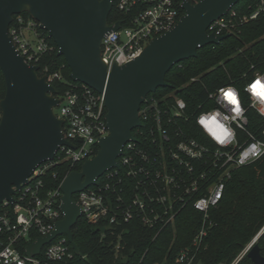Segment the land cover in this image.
Masks as SVG:
<instances>
[{
  "label": "built area",
  "instance_id": "2783aa9c",
  "mask_svg": "<svg viewBox=\"0 0 264 264\" xmlns=\"http://www.w3.org/2000/svg\"><path fill=\"white\" fill-rule=\"evenodd\" d=\"M185 1L195 4L200 0H114L110 24L119 22L120 27L108 32L101 45V58L108 71L134 60L153 38L171 30L185 14ZM235 6L210 24L209 34L216 37L233 34L245 24L264 17V0H256L244 12ZM39 26L32 17L19 14L9 30L18 52L31 65H38L41 54L53 49ZM45 72L42 75L51 84L61 77L59 73ZM259 76H264V56L256 55L241 73L239 85L234 80L235 83L209 90L203 102L190 104L175 93L162 100L146 98L139 111L142 124L124 145L119 166L74 194L81 207L80 219L107 228L108 232L102 231V239L116 236L118 248L120 226L139 220L154 231L155 239L175 228L179 214L190 208L200 215L201 227L193 236L191 247L179 251L171 264H195L198 249L213 226L210 212L223 200L227 181L236 169L264 157V115L249 106L251 100L245 91V86ZM200 81L194 76L187 85ZM229 87L238 90L244 114L230 125L234 135L224 142H214L196 120L201 113L219 109L216 94ZM56 96L60 99L56 107L60 114L55 113L64 120L63 136L72 146H61L53 160L43 162L29 183L16 189L13 202L0 203V264H53L76 255L65 234L45 244L39 254L26 253L28 245L50 235L64 217L61 209L64 181L57 188L46 190L43 176L61 162L72 167L83 165L99 151V139L109 134L104 94L80 82ZM256 151H261V155L257 157ZM261 232L264 229L245 254ZM34 236L37 237L32 239ZM241 259L238 257L230 264H238Z\"/></svg>",
  "mask_w": 264,
  "mask_h": 264
},
{
  "label": "water",
  "instance_id": "95a60500",
  "mask_svg": "<svg viewBox=\"0 0 264 264\" xmlns=\"http://www.w3.org/2000/svg\"><path fill=\"white\" fill-rule=\"evenodd\" d=\"M239 1H185V14L171 30L153 38L134 60L108 71L101 45L108 32L120 27L109 20L114 0H0V69L6 84L0 99V203L13 202L16 189L28 184L43 162L53 160L61 146H72L63 136L64 120L54 111L60 102L55 87L39 74L40 66L25 60L9 35L15 15L27 12L40 23L68 62L71 79L104 94L107 108L109 134L99 139L98 153L65 178L61 186L64 217L50 235L26 247L28 255L39 254L45 244L63 234L80 253L72 231L81 217L74 194L119 166L124 145L142 124L139 111L148 95L169 85L166 76L175 64L196 57L200 47L228 37L209 34L208 28ZM247 256L252 264H264L256 242Z\"/></svg>",
  "mask_w": 264,
  "mask_h": 264
},
{
  "label": "trees",
  "instance_id": "16d2710c",
  "mask_svg": "<svg viewBox=\"0 0 264 264\" xmlns=\"http://www.w3.org/2000/svg\"><path fill=\"white\" fill-rule=\"evenodd\" d=\"M255 1L240 0L235 7L244 12ZM113 14L114 11L110 22ZM22 15L31 18L27 12ZM38 29L53 47L41 54L39 74L42 75L45 68L48 75L59 73L61 77L55 78L52 85L56 95L61 96L80 82L71 79L68 62L58 54V46L48 32L40 26ZM256 55L264 56V17L245 24L239 32L229 34L219 44L204 46L196 57L175 64L166 76L169 85L150 93L147 98L162 100L175 93L190 104L203 102L209 90L235 83L234 80L239 85L241 73L249 68ZM194 76L201 81L187 85ZM5 92L6 84L0 69V99ZM81 167L82 164L72 167L68 162L51 167L43 176L44 188H57L71 171H79ZM210 218L213 226L198 249L195 264H230L264 225V157L233 172L227 181L225 196L219 206L211 210ZM200 219L196 211L185 209L179 214L176 227L162 232L155 239L153 230L135 220L118 228L121 244L116 248V236L107 235L102 239V231L108 232L107 228L81 218L72 229L80 253L68 261L53 264H171L179 251L191 247L192 238L201 227ZM258 244L264 255V232ZM238 264H252V261L245 255Z\"/></svg>",
  "mask_w": 264,
  "mask_h": 264
},
{
  "label": "clouds",
  "instance_id": "9594fccd",
  "mask_svg": "<svg viewBox=\"0 0 264 264\" xmlns=\"http://www.w3.org/2000/svg\"><path fill=\"white\" fill-rule=\"evenodd\" d=\"M245 91L251 100L249 106L256 108L260 115H264V76H259L247 84ZM215 99L220 106L219 109L201 113L196 123L214 142H224L234 135L230 125L242 119L244 109L241 106L240 94L235 88L218 90ZM180 107L184 105L181 104ZM255 155L258 157L261 151H256Z\"/></svg>",
  "mask_w": 264,
  "mask_h": 264
},
{
  "label": "rangeland",
  "instance_id": "374dc122",
  "mask_svg": "<svg viewBox=\"0 0 264 264\" xmlns=\"http://www.w3.org/2000/svg\"><path fill=\"white\" fill-rule=\"evenodd\" d=\"M55 112L57 113V114H60V111H59V109L58 108H55ZM264 229V225L262 226V228L257 232V233H255L247 242H246V244L244 245V247L241 249V251L239 252V254H238V256L236 257V258H238V257H241V258H243L245 255H247V253L245 254V251H246V249H247V247L253 242V240L256 238V236L258 235V233L261 231V230H263ZM259 242V239L256 241V243H258ZM221 264H224V263H221Z\"/></svg>",
  "mask_w": 264,
  "mask_h": 264
}]
</instances>
